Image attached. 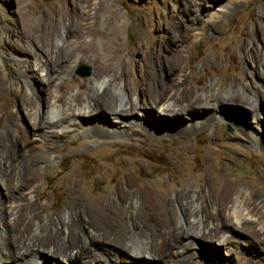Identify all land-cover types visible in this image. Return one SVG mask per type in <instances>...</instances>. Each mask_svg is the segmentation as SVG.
<instances>
[{
	"label": "rangeland",
	"instance_id": "rangeland-1",
	"mask_svg": "<svg viewBox=\"0 0 264 264\" xmlns=\"http://www.w3.org/2000/svg\"><path fill=\"white\" fill-rule=\"evenodd\" d=\"M72 1L25 0L23 5L31 7V9L23 11L28 18L25 19L19 8L18 0H0V57L6 62V71L0 63V78L4 86L0 91V137L6 133L2 120L6 111L12 110L11 113H14L15 109L8 108L10 93L14 90L19 91V84L22 85L16 76L15 66L10 63V58L13 55L10 44L30 47L33 51L35 50V45L32 46L33 43L42 47L41 44L45 42L42 35H37L33 31L27 38H23L18 36L19 27L24 29L29 26L35 30L45 28L47 32V17L64 9L71 10ZM92 3L95 4L92 7V14L98 11L99 6L104 8L105 13L102 15L103 18L95 35L82 40L86 41L89 48H86L84 53L77 52L76 58L81 63L72 74L64 77V82L69 85L64 89L66 94L62 101H66L76 94L92 95L94 89L91 83L98 73H102L103 77L113 76L114 82L126 90L131 89V86L133 88L132 80L135 77L139 78L136 84L137 90H134V100L144 101V96L149 93L147 85L150 86L151 91L154 90L150 82L151 74L154 73L152 70L157 66L162 68L169 66V60L173 59L186 69L187 74L172 75L161 70V78L167 84L174 86L181 78L185 79L183 75L189 77L187 87L194 90L193 93H195L192 101L199 100L212 88L220 89L218 92L220 102L203 100L201 108L200 106L194 108L204 113L205 116H219L222 117V120L218 118L208 125L205 131L199 127L187 136L168 135L164 131V127L162 128L160 125L152 130L157 135H152L149 130L139 131L137 135H121L114 138L104 135H70L58 143V146L64 148H60V150L58 147L55 152L51 150L47 154L44 153L49 162L47 166L39 168L42 173L51 171L52 175L58 174L60 179L50 184L44 181V186L38 189V197L30 196L27 198V202L33 204L38 201L40 207L44 209V224H49L50 219L57 222L58 217L63 220L65 214L70 212L85 223L87 222L86 224L94 220L93 223L100 227L99 231L94 232L96 240L103 239L101 242L113 249L114 245L126 248V244L132 236H141L143 230L149 228L159 238L162 235L165 236L166 233H170L171 236H181L178 239V249L183 251V246L189 247L187 254L191 257L192 264H264L263 247L257 248V246L248 245L246 240L251 230L250 234L254 236L253 226L250 225L252 228L245 227V230L232 227V230H227L225 235L226 227H231L234 222L226 219L213 222L212 217L215 214L221 219L220 209L207 206L210 203V189L206 183L210 175L221 174L224 179L230 180L232 190H236L237 193L253 191L258 193L259 191L258 204L261 208L264 206L262 204L264 203V81L261 79L264 65L261 63L257 65L250 58L255 47L261 55H264V0H92ZM2 9L9 13L8 19H4ZM112 10H118L123 19L122 29L120 33H117L115 43H109L112 28L115 26L114 23L108 21L109 12ZM54 24L60 30L62 29L61 41L58 40L60 37L56 38L54 40L55 48H49L55 56L59 53L58 45L61 49L63 47L70 49V44L75 43L76 39L73 35L71 39L68 33H64L63 27L68 25L67 22L56 21ZM137 42H140L143 47L134 49ZM37 51L42 50L38 48ZM24 54L23 52V55L17 56L18 60L25 59ZM34 65L36 66L34 60L26 63L28 67ZM80 66L89 68L90 75L88 77H81L78 74ZM249 69L253 72L251 76L248 74ZM24 71L31 73L29 68ZM34 73V77L30 81L37 88L41 86L38 79L45 80L46 72L42 71L41 67H37ZM171 90L167 94L169 99L175 93V89ZM253 90H256L258 94H254ZM39 92L40 90L37 93ZM123 94L125 93L123 92ZM175 98L178 97L175 96ZM84 99H86V94H84ZM223 101L227 103H223ZM141 104L138 107H143L145 101L143 105ZM251 106H255L256 113L250 109ZM178 109L180 108L178 107ZM175 112L176 110H170L166 116L174 117ZM257 113L260 116L259 124H261L257 133L259 136H261L260 133L262 134L263 147L251 145L249 137L239 128L242 123L239 122L241 120L238 117L251 125H256ZM224 114L227 115L226 118ZM182 117L185 116L182 115ZM121 118L112 119L111 122L119 127L122 122ZM185 119L186 123L191 122L190 119ZM24 123L30 137L35 139V130L31 121L26 118ZM212 134L216 136L217 141H222L221 144L224 140L228 141L230 143L228 149L239 152V158L225 159L218 153L211 155L206 148L212 142ZM197 142L203 146L199 147ZM189 144L192 148L201 150L198 158L192 153L184 152L187 149L184 146ZM210 147L217 149L220 144L214 142ZM177 154L179 158L176 157ZM169 156H173L177 160V167L181 169L179 174L171 168ZM184 175L186 176L184 177ZM69 179L72 180L71 184L76 185L75 189L78 195L87 206L77 205L72 209L68 207L69 203L73 201V197H70ZM157 187L165 189L162 191ZM0 191L5 193L3 188H0ZM181 192L191 193L190 196L194 197L197 202L191 210L193 211L191 219L204 220L208 228L212 230L217 226L221 235H217L215 232L212 235L205 234V232L201 235L194 230L187 231L186 228L177 225L184 215L179 202ZM155 199L159 202L155 203ZM188 201L190 200L184 201V204H187ZM89 204L90 206H88ZM228 211L221 214L224 216L226 213L224 217L227 218ZM163 214L170 215L168 216L170 220L168 227L161 223ZM92 217L97 218L93 219ZM149 224L153 229L148 227ZM41 234L40 248H52L46 234L44 232ZM211 236H214L212 242L208 238ZM191 237L194 239L189 240L188 238ZM254 237L264 244V230ZM227 238H232V242L228 243ZM223 242L226 245H220ZM225 247L227 248L225 249ZM99 250L101 249L99 248ZM160 255L162 257L164 254ZM12 261L13 259H9L6 264H17ZM110 261L111 264H129L125 261L117 262L113 254L110 256ZM183 261L181 264H185ZM39 263L58 264L50 257H40ZM61 264L70 263L65 260L61 261Z\"/></svg>",
	"mask_w": 264,
	"mask_h": 264
},
{
	"label": "bare ground",
	"instance_id": "bare-ground-1",
	"mask_svg": "<svg viewBox=\"0 0 264 264\" xmlns=\"http://www.w3.org/2000/svg\"><path fill=\"white\" fill-rule=\"evenodd\" d=\"M18 1L22 16H25V19H28L26 18V14H24L23 11L31 9V7L29 5H23V2L25 0ZM94 6L95 4L92 3V0H73L71 10L64 9L57 14L47 17V32L45 28L35 30L34 28H31L29 26L24 29L19 27L17 32L18 36L27 38L29 36V33L34 31L37 35H42L45 38V42H41L42 47H38L34 43L32 44V46L35 45V52L30 47H22L19 44H10V49L13 50V55L12 58H10V63L15 66L16 76L20 79L22 85L20 86L19 84V91L14 90L10 93V106H8V108H15L14 113H11L12 110H7L5 116L2 119L3 128L5 129L6 133L3 137H0V188L5 189V193L0 191V264H6L7 261L9 262V259H13L14 263L17 264H40V257H50L58 264H61V261L65 260L70 264H111L110 256L112 254L115 256L117 262L125 261L129 264H166V262H168L167 264H181L183 260H185L183 261L185 264H192L191 257L187 254L189 247L187 245L183 246V251H181V249H178V239L181 236H171L170 233H166L165 236L162 235L163 237L160 236L159 238L156 236L155 232H152V230L147 228L143 230L142 234L140 233L141 236H132L126 244V248L111 243L115 246V248L113 249L112 247L106 245V243L101 242L103 241V239L96 240V234H94V232L99 231L100 227L98 224L93 223L94 220L93 222L89 223L91 221L90 220L88 222L89 224H86L87 222L85 223L82 219L78 218L75 215H72V213L70 212L68 214H65L63 220L58 217L57 222L50 219L49 224H44V209L40 207L38 201L33 204L27 202V198L30 196L36 195V198L38 197V189H41L44 186V181L50 184L60 179L58 174L52 175L51 171L42 173L40 172L39 168L41 166H47L49 162L48 157L44 155V153L47 154L51 152V150H54L55 152L58 147L59 149L64 148L58 146V143L61 141V139L67 138L70 135H104L109 138H114L121 135H137L139 131L145 130H149L152 135H157L153 133L152 130L160 125V127H164V131L168 135L187 136L196 131L199 127H201L205 131L208 125H211L214 120L218 118L222 120V117L219 116H205L204 113H201L198 109L196 110L194 108L195 106H200L201 108L203 100L207 102H220L221 99H219L218 96V92L220 91V89L217 90L215 88H212L211 91H209L205 95H202V98H198L199 100L192 101L195 93H193L194 90H191V88L187 87V79H189V77L183 75L185 79L181 78L178 84L174 86L167 84L163 80V78H161V70H165L167 74L169 72L172 75L178 73L187 74L186 69H184L182 65H180L173 59L169 60V66H165L163 68L155 66L156 68L154 67L155 69L152 70L154 73L151 74L150 82L152 83V87L154 88V90L151 91L150 86L147 85V90L149 93L144 96V108L138 107L140 106V103H142L141 105H143V100H139V102L134 100V90L136 89V84L138 83L139 78L135 77L132 80L133 88L131 86V89L129 88L126 90L123 86L117 85L114 82L115 79L113 76L103 77L102 73L96 74L94 76V79L92 80L91 85L94 89L92 95L84 93L86 94V99H84L83 93L76 94L75 96L68 98L66 101H62L64 95L66 94L64 89H66V86L69 85V83L64 82V77L72 74L79 63H81L76 58L77 52L84 53L86 51V48H89L86 41L84 42L82 40L88 37L91 38L95 35L97 31L96 29L100 25V21L103 18L102 15L103 13H105L104 8L98 5V11L95 14H92L91 11L92 7ZM2 13L4 15V19H8L9 13L3 9ZM56 21H63L64 23H68V25L63 27L64 33H68L70 38L73 35L76 39V42L70 44V49H68L67 47H63L61 49L60 45H58L59 53L54 56V53H51L49 48H55L54 40L60 37V33L62 30H60L59 27L54 24L56 23ZM108 21L109 23L115 24V26H113L112 28V33L110 36L111 40L109 41V43H115L117 41V33H120L122 29L121 24L123 22V19L120 12L118 10H112L111 12H109ZM58 40L61 41V37ZM142 47L143 45L140 42H137L134 49H139ZM38 48L42 51L38 52ZM256 49L257 48L255 47L254 53L250 58L253 59V61H255L257 65H259L260 63L264 65V55H261L260 52ZM23 52L25 53V59L18 60L17 56L20 57V55H23ZM38 54L40 55L38 56ZM4 60L5 59L0 57V63L4 67V71H6V62H4ZM33 60L36 62V66H26V63H30ZM37 67H41V70L46 72V79H38L41 86L35 88L30 80L34 77V71ZM26 68H29L31 73H29L28 71L25 72L24 70ZM252 73L253 72L249 69L248 74L251 76ZM261 79L264 81V73L262 74ZM2 87L4 86L0 78V91H2ZM38 89L40 90L39 93H37L39 91ZM171 89H175V93L174 96L169 99L167 98V94ZM123 92L125 94H123ZM253 92L256 95L258 94L256 90H253ZM175 96L178 98H175ZM140 98L142 99V97ZM223 103L227 102L223 101ZM178 107L180 109L177 110ZM250 109H252L256 113L255 106H251ZM170 110H176V112L174 113V117L166 116L168 115ZM158 111L160 114L157 113ZM182 115H184L185 117H182ZM119 117H122V122L118 127L111 121L112 119H118ZM26 118L31 121L33 129L35 130V139H32L26 130V126L24 123ZM185 118L190 119L191 122L189 124L186 123ZM238 119L241 121H239ZM238 119L237 120L242 123L240 125L241 127H239L240 131L249 137L250 144L257 147H263L262 134L260 133L261 136H259V133H257L259 132L257 131V129L260 130L261 128V124H259V114L257 113L256 116V125H251L249 124V122H247L246 120H242L240 117H238ZM211 138L212 142L209 143L210 146L214 142H218L220 144V147L217 149H212L210 146L206 148L209 153H211V155L218 153L224 156L225 159H230L232 157L239 158V152H233L228 149V146L230 144L228 141L224 140L223 144H221L222 141H217L216 136L213 134ZM197 145L199 147L203 146L198 142ZM184 147L187 148L186 150H184L185 153H192L196 158L199 157V154L201 152L200 149L194 147L192 148L190 144ZM176 157H178V154ZM168 159L170 165H172L171 168L174 169L173 171L175 173L178 172L179 174L181 172V169L177 167V160L173 156H169ZM185 176L186 175H184V177ZM175 178L177 179V177ZM68 181L71 194L70 197H73V201L72 203H69L68 207L72 209L77 205L87 206V204L84 203V201L78 195L75 189L76 185H74L73 183L71 184V179H69ZM229 181L230 180L224 179L221 174L213 176L210 175L206 181V183H208L207 186L210 189V203L207 204V206L220 209L219 216H221V219L216 216L217 214H215V216L212 217L213 222H219L223 219L231 220L234 222L233 225H231L230 223L231 227H226V230H224L225 235L227 234V230H232V227L245 230V227L253 226V230L255 231L254 236L257 237L264 230V206L263 208H261L258 204L259 191L258 193L254 191L251 193H237L236 190H232ZM137 189L138 188L136 187V190ZM162 189L165 188H161L160 190ZM190 194L187 192H181L179 194V202L181 203L180 207L183 209L184 215L182 216L180 221H176L177 225H181V227L186 228L187 231L194 230L196 233L201 235L204 234V232L208 235H212L214 232L217 235H221L222 233L219 231L217 226H215V229L212 230L208 228V225L204 220L197 218H194L193 220L191 219V212H193L191 210H193L192 208L195 206V204H197V202L194 197L190 196ZM186 200L190 201H188L187 204H184V201ZM156 202L159 201L155 199V203ZM88 206H90V204ZM227 210H229V214L227 218H225L224 216L226 213L224 214V216L221 213H224ZM168 216L170 215L163 214V219L161 222L166 227H168V225L170 224ZM149 226L150 224L148 225V227ZM223 227L224 226H222V228ZM42 232L46 234V237L49 240L50 247L52 248H40V236L42 235ZM250 232L248 233L249 235L246 238V240L248 241V245L250 244L255 247L257 246V248L263 247L264 249V244H262L260 240H256L255 237L250 234ZM208 238L211 239L209 240L211 242L214 240V236ZM188 239L192 240L194 238L191 237ZM227 239L229 241H227ZM227 239L226 241L228 243L232 242V238ZM220 245L223 246L226 244L223 242ZM227 247L229 248V246ZM227 247H225V249ZM99 248L101 250H99ZM161 253L164 254L162 257L160 255Z\"/></svg>",
	"mask_w": 264,
	"mask_h": 264
},
{
	"label": "water",
	"instance_id": "water-1",
	"mask_svg": "<svg viewBox=\"0 0 264 264\" xmlns=\"http://www.w3.org/2000/svg\"><path fill=\"white\" fill-rule=\"evenodd\" d=\"M45 1H50V0H45ZM78 74H79L81 77H88V76L90 75L89 68H88V67H85V66H80V67H79Z\"/></svg>",
	"mask_w": 264,
	"mask_h": 264
}]
</instances>
